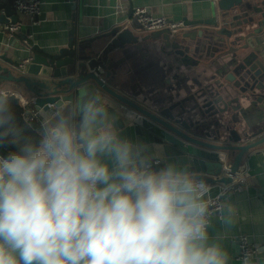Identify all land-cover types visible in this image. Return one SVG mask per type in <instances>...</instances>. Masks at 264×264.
<instances>
[{"label":"clouds","instance_id":"9594fccd","mask_svg":"<svg viewBox=\"0 0 264 264\" xmlns=\"http://www.w3.org/2000/svg\"><path fill=\"white\" fill-rule=\"evenodd\" d=\"M14 120L0 95V264H229L210 229L213 217L232 225L234 206L213 212L187 168L155 169L99 91L41 113L38 140Z\"/></svg>","mask_w":264,"mask_h":264},{"label":"water","instance_id":"95a60500","mask_svg":"<svg viewBox=\"0 0 264 264\" xmlns=\"http://www.w3.org/2000/svg\"><path fill=\"white\" fill-rule=\"evenodd\" d=\"M194 1L211 2V16L185 21L191 29L174 34L138 35L124 27L107 34L104 47L74 38L59 49L34 44L24 64L20 41L12 45L17 59L7 57L9 41L0 47V61L8 65L0 62V80L23 83L40 115L74 102L81 88L107 94L117 101L112 111L120 136L164 154L158 164L152 158L155 169L173 163L207 183L229 185L233 179L224 171L238 173L244 156L264 145V0ZM9 17L19 20L11 0H0V23ZM158 48L168 62L163 76L176 72L180 82L165 78L162 90L131 85L123 64ZM212 66L216 73L209 76Z\"/></svg>","mask_w":264,"mask_h":264},{"label":"crops","instance_id":"0c3cea01","mask_svg":"<svg viewBox=\"0 0 264 264\" xmlns=\"http://www.w3.org/2000/svg\"><path fill=\"white\" fill-rule=\"evenodd\" d=\"M12 3V0H11ZM147 7L153 15H164L173 20L190 21L200 18H209L211 12V2L194 0H42L41 14L35 23L28 16L19 15V20L23 22L22 33L32 32L35 40L34 44L39 45L43 50L59 49L68 45L71 39L76 42L97 44L104 47L109 38L106 37L115 28H129L134 34L147 35L151 32L143 31L134 20L133 10L135 7ZM5 11L3 10L2 13ZM190 27L183 31L190 30ZM8 36L0 31V47L8 46L7 57L16 60V51L12 47L20 41V51L26 59L30 52L24 48L22 39L16 35ZM160 44V42H157ZM212 51V50H211ZM141 54L137 52L133 59L126 61L122 68L126 72L130 71L131 85L141 84L148 87L162 90L163 80L174 85L178 79H173L176 72L169 76H163L164 67L168 62L164 59V54L160 49L150 50ZM119 57H124L119 54ZM22 61V60H21ZM24 61V60H23ZM5 67L4 61H0ZM210 75L216 73V68L211 67ZM195 75V74H194ZM171 78V79H170ZM182 82V79H181ZM191 85V82H188ZM185 84V83H184ZM114 87H119L117 82H112ZM0 95L15 96L21 106L30 109L34 96L31 91L15 81L0 80ZM109 111L115 117L112 110L113 104L117 101L104 94ZM40 115V114H39ZM41 121V115L38 117ZM152 158H160L165 161L162 152L152 153ZM239 173L245 176L244 189L230 193L225 203L234 206L235 216L232 225H225L220 220L213 217L210 233L213 237H221L220 243L228 252L229 264H243L237 260L239 251L238 237L242 234L248 235L250 242L257 248V254L251 258V264H264V145L247 153L240 165ZM210 184L212 197L216 196L222 183ZM227 215V209H223ZM218 214V213H217Z\"/></svg>","mask_w":264,"mask_h":264},{"label":"built area","instance_id":"2783aa9c","mask_svg":"<svg viewBox=\"0 0 264 264\" xmlns=\"http://www.w3.org/2000/svg\"><path fill=\"white\" fill-rule=\"evenodd\" d=\"M12 7L19 15L28 16L32 23H35L36 19L40 16L42 0H12ZM133 15L142 26L143 31L145 32H155L161 30H170L172 34L177 33L185 28V21L182 20H173L168 18V16L164 15H153L152 12L147 7H135L133 10ZM23 22L20 20L13 21L11 17L8 18V21L5 23H0V31L5 32L8 36H14L17 33L22 32ZM34 34L32 32L25 33V37L22 39V44L24 48L28 49L30 55L33 52L34 45ZM28 56L24 59L23 64L27 63L32 59L31 56ZM39 111L32 105L30 109L24 108V120L28 123L38 119ZM162 161V159L157 158L154 163L158 164ZM227 169V168H226ZM224 175H227L233 179V183L224 184L218 194L213 196V200L211 201L213 212L218 213L222 206L225 204L226 199L236 190L244 189L243 185L245 184V176L238 173L232 174L228 170H225ZM210 186V184L208 183ZM211 187V186H210ZM239 251L237 255V260L243 262V259L246 256L251 255V258L255 257L257 254V248L254 247L250 242L248 235L242 234L238 237Z\"/></svg>","mask_w":264,"mask_h":264},{"label":"trees","instance_id":"16d2710c","mask_svg":"<svg viewBox=\"0 0 264 264\" xmlns=\"http://www.w3.org/2000/svg\"><path fill=\"white\" fill-rule=\"evenodd\" d=\"M8 103L10 107L15 112V126L21 131L24 137H34L37 140L39 139L38 131L40 128V120L36 119L31 123H28L24 120V108L19 103V100L15 96H7ZM6 149L0 148V152H4Z\"/></svg>","mask_w":264,"mask_h":264}]
</instances>
